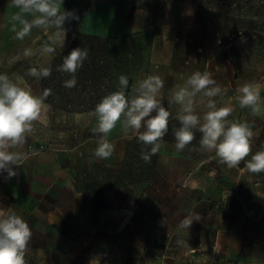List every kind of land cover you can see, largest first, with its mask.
<instances>
[{"label": "crops", "instance_id": "crops-1", "mask_svg": "<svg viewBox=\"0 0 264 264\" xmlns=\"http://www.w3.org/2000/svg\"><path fill=\"white\" fill-rule=\"evenodd\" d=\"M254 3L64 0L60 10L78 19L65 21L63 48L46 55L41 48L56 29L33 28L24 40L16 39L10 29L18 9L0 0V74L42 95L57 80L43 85L28 70L51 67L82 36L95 42H88L93 52L87 63L98 66L94 56H102L107 72L102 78L90 75L89 89L74 99L50 89L28 135L31 150L27 140L18 149L25 158L13 166L17 175L0 172V207H11L32 230L27 264H89L93 258L99 264H264V172H249L245 162L233 169L219 163L215 153L200 150L199 132L178 152V105L170 103L174 86L194 71H207L222 89L217 106L232 107L228 119L247 122L258 133L252 154L264 150V16ZM121 74L129 79V96L149 75L164 80L160 99L172 118L164 147L150 163L141 159L144 146L119 124L109 136L116 145L113 156L94 155V109L117 90ZM245 82L261 85L257 115L239 106L237 89ZM191 213L201 219L189 230L178 228ZM165 217L167 225L161 226ZM178 239L189 247L178 246Z\"/></svg>", "mask_w": 264, "mask_h": 264}, {"label": "clouds", "instance_id": "clouds-1", "mask_svg": "<svg viewBox=\"0 0 264 264\" xmlns=\"http://www.w3.org/2000/svg\"><path fill=\"white\" fill-rule=\"evenodd\" d=\"M64 0H11L12 6L18 9L11 17V31L15 38L24 40L33 28L47 30L54 27L56 31L49 36L42 48V54L51 55L56 47L63 48L67 30L66 20L78 19L69 11H61ZM188 14H191L189 10ZM31 15L33 19L25 17ZM19 25V28L17 27ZM241 42H244L241 34ZM30 54V53H26ZM88 59L87 49L76 47L63 57L58 71L71 76L63 82L66 88L77 84L76 73ZM51 67H32L28 75L36 79L48 78ZM22 81V78H18ZM129 79L121 74L118 88L106 96L95 106L97 118L92 133L97 135V147L94 155L98 159H109L113 156L116 145L110 141V134L117 125L125 135L132 133L144 148L141 159L150 163L151 157L164 147V137L169 128L172 113L166 108L160 97L164 88V80L159 75H149L139 81L133 94L128 95ZM237 97L241 108H250L252 115L261 111V85L245 82L237 89ZM51 94L45 89L42 95L15 82L7 74H0V172H7L8 178L16 176L13 166H20L25 158L22 149L27 136L34 132V124L41 118L45 109V99ZM222 95L221 87L207 71H194L182 85L170 90V103L178 105L175 119L180 126L174 129L175 148L183 151L196 139V132L201 134L200 150L215 153L219 163L229 169L237 168L245 162L246 169L251 173L264 172V150L252 154L254 133L247 122L230 121L233 112L230 106H217L216 97ZM201 108L198 112L197 109ZM250 159H247L248 157ZM201 219L198 213L185 215L178 223V228L189 230L193 221ZM161 226L167 225L166 217L160 221ZM32 238V230L21 215L11 207H0V264H27L25 256ZM178 246L189 247L185 240L178 239ZM200 247H206L203 242ZM89 264H99L97 258Z\"/></svg>", "mask_w": 264, "mask_h": 264}, {"label": "rangeland", "instance_id": "rangeland-1", "mask_svg": "<svg viewBox=\"0 0 264 264\" xmlns=\"http://www.w3.org/2000/svg\"><path fill=\"white\" fill-rule=\"evenodd\" d=\"M254 1H255L254 5H255V7H257V10L259 11L260 16H264V0H254ZM89 42L92 44L94 41H89ZM99 43L102 44V40L99 41ZM88 45H90V44L88 43ZM88 45H86V46H88ZM97 46H99V45H97ZM94 59L97 61L96 63L98 64V67H99L98 71L95 74L97 76H99L100 78H102L101 75L107 74V72L104 69L103 62L102 61L99 62V60L102 59V56L95 55ZM70 78H71V76L68 79H70ZM76 79H77V84L73 88H66V87L63 86V83L57 81V82H52V84H50V89L55 94H58V95H63L64 94V97H66V99H72V98L74 99V98L77 97L78 93L82 92L83 90H88L89 87H90L89 85H91L90 83L87 82L88 81V77H84V78L76 77ZM58 83H60L61 86L58 85ZM87 86H89V87H87ZM73 106H75V105H73ZM41 136H42L43 140H42V143L39 144L40 148L44 147V145H45L44 144L45 143V140H44L45 136L44 135H41ZM27 141H29L27 143L28 144L27 148L31 150L32 143H31L30 138L28 136H27Z\"/></svg>", "mask_w": 264, "mask_h": 264}, {"label": "trees", "instance_id": "trees-1", "mask_svg": "<svg viewBox=\"0 0 264 264\" xmlns=\"http://www.w3.org/2000/svg\"><path fill=\"white\" fill-rule=\"evenodd\" d=\"M89 41L86 40V38L84 36L76 39L74 41V43L72 44V46L70 47L69 50L65 51L64 53H62L59 57L55 58L53 61V64L51 65V75L48 78H42L43 80V85H47L49 81L52 80H57L58 82H62L67 80L70 75L67 73H63L61 71H58V67L62 64L63 62V57L68 55L70 53V51L76 47H81L82 49H87L88 51V59L91 58V54H92V46H88L86 47V44ZM88 60H86L83 64V67L80 68L77 73H76V77L78 78H84V77H89L92 74H95L99 67L94 65L93 63H87ZM56 73V74H55Z\"/></svg>", "mask_w": 264, "mask_h": 264}]
</instances>
